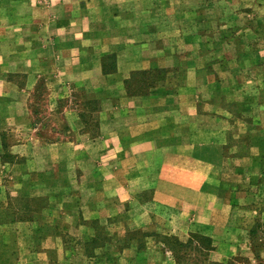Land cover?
<instances>
[{
    "label": "crops",
    "instance_id": "obj_1",
    "mask_svg": "<svg viewBox=\"0 0 264 264\" xmlns=\"http://www.w3.org/2000/svg\"><path fill=\"white\" fill-rule=\"evenodd\" d=\"M1 1L0 216L24 191L43 187L49 201L39 221L0 227L15 234L43 222L56 230L48 240L64 241V232L97 221L116 264H180L156 234L230 238L235 232L222 228L230 227L231 202L210 191L229 190L216 172L221 163L246 157L238 144L227 152L238 113L228 108L236 99L227 63L214 51L228 43L210 34L207 0H28V10L23 0ZM153 70L159 80L147 93L129 91L134 72ZM79 90L98 101L96 119ZM263 91L264 78L256 174L264 171ZM238 128L237 138L246 132ZM140 230L149 231L144 242L126 238ZM68 254L66 242L50 251L58 264Z\"/></svg>",
    "mask_w": 264,
    "mask_h": 264
},
{
    "label": "rangeland",
    "instance_id": "obj_2",
    "mask_svg": "<svg viewBox=\"0 0 264 264\" xmlns=\"http://www.w3.org/2000/svg\"><path fill=\"white\" fill-rule=\"evenodd\" d=\"M23 1L25 2L23 8L28 10V0ZM202 1L196 0L197 6H200ZM1 2H4V6L7 7L11 5L10 0ZM190 4H193V0ZM204 8L213 21L211 36L216 37L219 44L228 43L222 48H220L221 44L217 45L214 49L218 54L221 51L227 63L226 68L231 75L228 78L229 89L232 90L233 95L235 94L233 99L236 100H232L234 102H230L228 108L232 113L233 111L238 113L237 117L231 116L232 121L238 124L229 136L227 152L228 155H233L234 148L238 144L241 149L238 154H243L246 158L240 161L243 167L237 166L236 159L229 160L228 164L221 163V169L216 172L220 173L222 187L228 186L229 190L219 192L218 188H215L216 190L212 188L210 191L211 194L220 198L222 203L229 198L232 207L230 210L232 211L231 224L230 227L226 226L222 230L228 231L230 228L235 233H232L230 238L218 235V238L213 240L209 237L213 244L219 247L215 253L206 251V241L194 239L192 246L179 249L177 255L181 261L188 258L187 256L195 259L191 262L192 264H264V171L256 174V113L259 111L256 97L257 86L264 78V27H262L264 26V0H207ZM206 20L209 21L207 18ZM209 67L212 68V65ZM263 92L260 96L261 100H264ZM246 120H249V124H246ZM261 121L264 124V117H261ZM51 123L53 124L52 120ZM243 124H246L245 127L242 126ZM238 127H242L244 131L246 129V132L237 138L235 134L239 132ZM36 191L37 193L33 196L36 198L37 213L32 212L29 216L40 220L44 212L40 206L44 205L45 195L48 194H44L46 190L43 187H38ZM17 196L19 195L12 196V198ZM24 198L21 197L22 200ZM12 200L11 202L14 203ZM219 209L226 214V209H222L221 206ZM93 226L92 222L84 223L83 221L79 228L64 232L67 235L64 241L61 239L51 241L48 240V236L54 235L56 230L46 227L43 222L32 228H25L27 226L21 225L22 231L15 232L18 254V261L15 264H58L56 261L58 258L50 255V251L56 249L62 242H66L69 253L67 264H116L118 262V257L115 256L117 251L112 248V242L109 243L106 239L101 241L105 248L100 249L101 253L94 259L91 260L83 254L86 249L91 251L93 248L87 240L91 236L86 235L94 231ZM212 226L219 227L216 224ZM100 228L103 229L102 236L109 235L106 226L101 225ZM24 231L28 234L26 235ZM148 233L149 231L144 230L129 232L126 238L137 237L144 242ZM196 234L199 233L196 232ZM49 247H54V249L47 250ZM232 249H234L233 252H231ZM79 252L82 253L78 254ZM221 252L233 254L227 255L222 260L218 254Z\"/></svg>",
    "mask_w": 264,
    "mask_h": 264
},
{
    "label": "trees",
    "instance_id": "obj_3",
    "mask_svg": "<svg viewBox=\"0 0 264 264\" xmlns=\"http://www.w3.org/2000/svg\"><path fill=\"white\" fill-rule=\"evenodd\" d=\"M104 59H108V61L110 60V63H112V61L115 60V55L108 54L104 56ZM104 71L106 72L108 71L107 66H105V63H104ZM159 75H160L159 72L156 70L134 72L132 74V79L130 80L131 81L130 85H132V88L129 89V91L139 94L147 93L150 87L158 83ZM77 93L79 96H81L80 97L82 99L81 104H83L85 108L88 107L90 113L92 112L91 118L96 119L95 117L96 113L94 114V112H96V110L98 109L97 108L98 101L89 97L83 90H79ZM18 195L19 196L15 198L10 197L9 208L4 212L2 216H0V226H4L5 224H10L12 222L23 221V220L39 221L29 216V214H31L32 212L37 213L38 207L35 206L36 203L35 202L36 198H34L35 196L30 194L28 191H24L22 193H19ZM22 196L23 198L25 197L24 200L21 199ZM11 200L14 201V203L11 202ZM47 207H48V195H45L44 205L40 206V208L44 210ZM85 222L86 221H84V223ZM90 222H92V225H94L93 227L95 229L93 230L95 232V235L88 237L87 240L89 242V245L90 246L92 245L93 248L91 251H89V249H86L83 252V254L86 255V257L88 258H94L97 257V255L95 254L96 250L105 248L104 244H102L101 241L106 239L110 243L111 236L106 234L102 236L101 233L103 234L102 231L103 229L100 228L101 225L97 221H90ZM2 230L4 231L1 232ZM9 231L10 230H5L0 227V264H15V262L18 261L15 234ZM156 236L159 239V241L162 242L163 244L162 247L164 251H166L167 249L171 250V252H173V255L180 264H192L191 262L195 260L187 256L188 258H185L183 261H181L180 257L177 255L179 249L192 246L194 239H200L202 241H206L207 242L206 251L210 252L214 250L212 239L201 234H196V233L191 234L190 239L187 242L181 241L177 237L169 236V235L156 234Z\"/></svg>",
    "mask_w": 264,
    "mask_h": 264
}]
</instances>
